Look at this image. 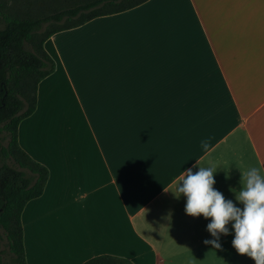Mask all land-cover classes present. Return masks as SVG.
Wrapping results in <instances>:
<instances>
[{"label": "crops", "instance_id": "0c3cea01", "mask_svg": "<svg viewBox=\"0 0 264 264\" xmlns=\"http://www.w3.org/2000/svg\"><path fill=\"white\" fill-rule=\"evenodd\" d=\"M44 49L55 69L17 135L48 170L20 216L26 264H254L232 234L206 245L209 221L172 192L216 160L214 188L237 203L239 171L264 169V0H148Z\"/></svg>", "mask_w": 264, "mask_h": 264}, {"label": "trees", "instance_id": "16d2710c", "mask_svg": "<svg viewBox=\"0 0 264 264\" xmlns=\"http://www.w3.org/2000/svg\"><path fill=\"white\" fill-rule=\"evenodd\" d=\"M25 1L30 11L22 17L10 0H0V133L6 134L5 146L0 139V240L6 243L9 256L0 264H26L21 212L28 202L41 196L48 179V170L22 150L17 137L19 123L35 111L38 84L55 69L44 49L45 41L148 0H73L70 6L33 16L31 2ZM38 7L44 10V6ZM46 24L50 28L41 33ZM83 264L132 263L104 255Z\"/></svg>", "mask_w": 264, "mask_h": 264}, {"label": "clouds", "instance_id": "9594fccd", "mask_svg": "<svg viewBox=\"0 0 264 264\" xmlns=\"http://www.w3.org/2000/svg\"><path fill=\"white\" fill-rule=\"evenodd\" d=\"M206 148V142H201ZM193 172L191 168L181 171L177 181H173L175 198H185V214L208 220L206 231L213 239L205 240L206 245L220 249V237L232 234L231 246L240 256H246L254 264H264V169L249 165L241 172L239 190L230 189L237 206L231 199L214 188V176L221 162L209 160ZM230 170V166L228 172ZM225 173V178H228ZM231 226V232L229 229Z\"/></svg>", "mask_w": 264, "mask_h": 264}, {"label": "rangeland", "instance_id": "374dc122", "mask_svg": "<svg viewBox=\"0 0 264 264\" xmlns=\"http://www.w3.org/2000/svg\"><path fill=\"white\" fill-rule=\"evenodd\" d=\"M31 2V6H32V12L34 13L33 15H38V14H45L44 12L46 11H53V10H57L61 7H65V6H70L71 3L73 2V0H29V3ZM10 5H14L15 9L19 12V16L24 17L25 15L29 14L28 10V6L26 5V3H28L25 0H10ZM41 4V5H40ZM38 6H44V10L43 8H39ZM34 11H38V13H35ZM51 13V12H49ZM48 14V12H47ZM61 25V24H58ZM48 28H50V25L48 26V24L44 25L41 29V33H44ZM70 112L72 113V115H78V114H73L74 110H70ZM113 112V111H112ZM103 113L108 114L109 111H104ZM79 115L76 118L73 119H78ZM74 124H77V122H75ZM106 128V127H104ZM109 129V127L107 128V130ZM6 134L0 133V139H2V144L5 146L6 145V140H4ZM8 249L6 247V243L2 240H0V262L1 261H5L8 259Z\"/></svg>", "mask_w": 264, "mask_h": 264}]
</instances>
